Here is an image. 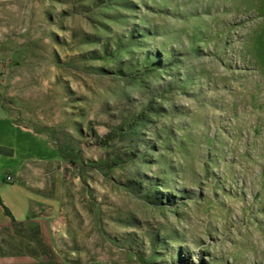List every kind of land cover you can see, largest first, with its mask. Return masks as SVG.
Here are the masks:
<instances>
[{
    "label": "rangeland",
    "instance_id": "rangeland-1",
    "mask_svg": "<svg viewBox=\"0 0 264 264\" xmlns=\"http://www.w3.org/2000/svg\"><path fill=\"white\" fill-rule=\"evenodd\" d=\"M0 108V264H264V0H0Z\"/></svg>",
    "mask_w": 264,
    "mask_h": 264
},
{
    "label": "crops",
    "instance_id": "crops-1",
    "mask_svg": "<svg viewBox=\"0 0 264 264\" xmlns=\"http://www.w3.org/2000/svg\"><path fill=\"white\" fill-rule=\"evenodd\" d=\"M33 135H31L29 132L22 129L20 126H17L14 121L9 118L5 112L0 108V147L1 148H7V149H14L15 143L19 140H27L31 142L34 140ZM12 138L13 143H8L7 141ZM0 160L1 156H0ZM1 162V161H0ZM21 172H19L15 177H12L11 185L6 189L4 187L3 178L0 175V198L3 202V204L9 209L11 215L16 218L11 211V209L8 207L7 201L4 199V197L1 195V191H5L7 194H9L11 197H13L16 202H19L21 206L26 207V209L30 208L31 203V194L29 190L22 184V182L18 179ZM11 218L8 217L3 208L0 206V224L2 225H8L11 222Z\"/></svg>",
    "mask_w": 264,
    "mask_h": 264
},
{
    "label": "trees",
    "instance_id": "trees-1",
    "mask_svg": "<svg viewBox=\"0 0 264 264\" xmlns=\"http://www.w3.org/2000/svg\"><path fill=\"white\" fill-rule=\"evenodd\" d=\"M0 206L3 208L5 214H6L8 217H10L11 220L14 222V221H15L14 217L11 215L9 209L3 204L1 198H0Z\"/></svg>",
    "mask_w": 264,
    "mask_h": 264
},
{
    "label": "built area",
    "instance_id": "built-area-1",
    "mask_svg": "<svg viewBox=\"0 0 264 264\" xmlns=\"http://www.w3.org/2000/svg\"><path fill=\"white\" fill-rule=\"evenodd\" d=\"M7 181H12V177L11 176H8L7 177Z\"/></svg>",
    "mask_w": 264,
    "mask_h": 264
}]
</instances>
